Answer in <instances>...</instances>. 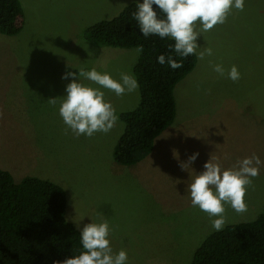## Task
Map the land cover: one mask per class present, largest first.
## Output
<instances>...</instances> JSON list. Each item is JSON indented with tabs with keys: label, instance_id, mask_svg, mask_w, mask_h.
<instances>
[{
	"label": "rangeland",
	"instance_id": "obj_1",
	"mask_svg": "<svg viewBox=\"0 0 264 264\" xmlns=\"http://www.w3.org/2000/svg\"><path fill=\"white\" fill-rule=\"evenodd\" d=\"M19 1L21 31L0 33V160L15 170L16 182L33 176L62 186L66 219L80 228L89 218L107 219L113 251H127L129 264H191L196 247L214 230L208 215L191 206L187 185L192 171L202 172L210 158L224 169L246 156L260 158V173L245 196L247 211L225 205L226 225L263 212L264 0H246L243 12L233 10L226 23L198 38L199 50L211 47L214 54L196 57L195 67L174 87L175 128L168 127L151 152L131 165L112 157L124 128L119 119L107 134L77 137L62 122L58 106L74 79H63L67 72L95 68L114 79L124 72L134 75L136 48L97 46L86 39L88 27L134 0ZM217 63L226 71L238 66L241 78L218 76L212 68ZM103 91L117 114L139 101V88L119 97ZM56 98L54 105L50 99ZM194 152L198 158L183 169Z\"/></svg>",
	"mask_w": 264,
	"mask_h": 264
},
{
	"label": "trees",
	"instance_id": "obj_2",
	"mask_svg": "<svg viewBox=\"0 0 264 264\" xmlns=\"http://www.w3.org/2000/svg\"><path fill=\"white\" fill-rule=\"evenodd\" d=\"M135 9L130 2L113 18L86 30V39L97 46L144 49L132 68L139 82L138 104L118 114L124 128L112 157L120 165L151 152L155 139L172 125L174 87L196 65L195 55L175 71L158 64L156 57L168 52L173 41L142 37L131 16ZM22 13L19 0H0V33L18 34ZM65 208L66 193L59 184L33 176L16 182L0 168V264H54L78 255L79 230L66 219ZM191 264H264V210L251 221L210 232L194 250Z\"/></svg>",
	"mask_w": 264,
	"mask_h": 264
},
{
	"label": "clouds",
	"instance_id": "obj_3",
	"mask_svg": "<svg viewBox=\"0 0 264 264\" xmlns=\"http://www.w3.org/2000/svg\"><path fill=\"white\" fill-rule=\"evenodd\" d=\"M136 9L131 13L139 34L145 39L158 37L171 40L169 51L156 57V62L172 70L183 68L184 59L195 55L204 60L214 54L211 47L202 51L197 43L203 33L211 31L216 25L226 23L228 16L236 10H245L246 0H134ZM155 6V7H154ZM143 46L135 49L137 57L143 53ZM220 77L227 76L233 82L241 78L238 66L232 65L225 70L220 63L212 66ZM72 81L65 87V95L59 98L58 114L68 130L77 137L83 135L91 138L96 133H109L117 123L119 116L112 103L105 99L103 89L116 96L137 92L139 82L134 75L124 72L119 79H114L108 72L95 68H80L67 72L62 77ZM81 79L91 81L97 87L81 83ZM57 99H50L52 104ZM199 153L194 152L188 163L181 167L189 169ZM261 160L255 154L237 161L234 168L224 169L212 158L203 165V171L191 177L187 185L190 204L193 208L206 213L211 220L214 231H221L226 225L225 205L235 212L247 211L245 196L252 185L253 178L260 173ZM84 217L81 218L83 220ZM79 229L80 251L63 261L54 264H129L127 251H113L110 240L112 228L107 219L92 221ZM80 220V221H81Z\"/></svg>",
	"mask_w": 264,
	"mask_h": 264
},
{
	"label": "crops",
	"instance_id": "obj_4",
	"mask_svg": "<svg viewBox=\"0 0 264 264\" xmlns=\"http://www.w3.org/2000/svg\"><path fill=\"white\" fill-rule=\"evenodd\" d=\"M175 127L172 125L171 127H170V129H169V131L171 130V129H174ZM167 130V129H166ZM169 131L167 132V134H169ZM0 166H5V167H7L8 168V171L12 174V176H13V173L15 172V170L13 169V168H10L9 166H8V164H6L5 162H3V161H1L0 160ZM7 170V169H6Z\"/></svg>",
	"mask_w": 264,
	"mask_h": 264
}]
</instances>
